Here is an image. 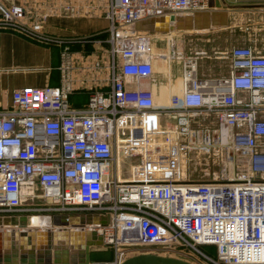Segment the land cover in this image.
<instances>
[{
	"label": "built area",
	"instance_id": "1",
	"mask_svg": "<svg viewBox=\"0 0 264 264\" xmlns=\"http://www.w3.org/2000/svg\"><path fill=\"white\" fill-rule=\"evenodd\" d=\"M88 1L59 5L87 12ZM95 3L108 20V37L96 40L108 43L110 88L93 90L78 108L70 105L65 87L26 85L12 91L11 106L0 110V216L109 215L107 225L97 219L87 228L113 249L110 264L125 259L127 248L144 245L191 251L206 263L264 264V53L234 46L227 74L199 76L196 55L178 56L171 41L181 93L171 95V107L157 108L152 90L126 87L128 78L151 76L158 55L152 33L132 24L202 9L207 0ZM25 16L23 3L0 0V28L58 40ZM196 114L213 124L194 126ZM163 116L174 123H161ZM220 144L227 151L218 179L185 177L188 152H209ZM36 199L44 203L23 207ZM200 245L214 246L216 258Z\"/></svg>",
	"mask_w": 264,
	"mask_h": 264
},
{
	"label": "crops",
	"instance_id": "2",
	"mask_svg": "<svg viewBox=\"0 0 264 264\" xmlns=\"http://www.w3.org/2000/svg\"><path fill=\"white\" fill-rule=\"evenodd\" d=\"M86 1V0H84ZM84 5L83 0H79ZM89 2V1H88ZM87 2V3H88ZM89 2L87 12H67L59 3L43 22V30L55 36H81L107 29L108 20L103 7ZM221 9L227 10V24L213 25L205 29H183L152 33L154 72L151 76L134 80L128 78L129 89H150L154 93L155 106L166 109L172 94L180 95V64L169 47L172 41L178 56L196 55L199 76L227 74L230 50L234 46L250 45L256 52L264 53V0H225ZM81 5V6H82ZM47 20V21H46ZM239 29L246 33L243 41L228 47V69L218 73L214 67V31L221 28ZM177 32V37L172 34ZM177 40V41H176ZM99 59L100 64L96 65ZM106 44L91 42L45 44L21 32L0 28V110L9 108L12 91L21 86H60L68 90L72 107L84 106L93 90L107 91L110 88V68L107 65ZM238 95H246L238 90ZM193 112V111H192ZM194 113V112H193ZM71 227H68V229ZM86 228V227H85ZM89 264H110L113 256L106 246H91Z\"/></svg>",
	"mask_w": 264,
	"mask_h": 264
},
{
	"label": "water",
	"instance_id": "3",
	"mask_svg": "<svg viewBox=\"0 0 264 264\" xmlns=\"http://www.w3.org/2000/svg\"><path fill=\"white\" fill-rule=\"evenodd\" d=\"M222 4H226L225 0H207L205 8L145 17L135 20L132 27L155 33L225 25L227 10L220 8ZM48 218V227L36 229L29 227L26 214L0 216V264H89V248L104 245L102 237L87 226L97 219L101 225H107L109 215L64 213ZM118 264L193 263L154 253H139Z\"/></svg>",
	"mask_w": 264,
	"mask_h": 264
},
{
	"label": "rangeland",
	"instance_id": "4",
	"mask_svg": "<svg viewBox=\"0 0 264 264\" xmlns=\"http://www.w3.org/2000/svg\"><path fill=\"white\" fill-rule=\"evenodd\" d=\"M23 3L26 7V16L24 17L25 22L31 23L33 21H40L43 25L45 18H48L51 11L56 7L55 4L63 2V0H17ZM47 21V20H46ZM43 28V27H42ZM11 30V29H9ZM14 30V29H12ZM16 31V30H15ZM19 32V31H18ZM177 32L174 31L172 34L174 37H177ZM215 33V39L213 40V44L215 45V53L217 57H214L213 63L214 67L217 72L225 73L228 69L229 58L226 57L228 52V47L233 44H237L243 41L244 37H246V33L244 31H240L239 29H226L221 28ZM107 31H100L97 33L81 35V36H58V40L56 41H41L45 44H60V43H81L87 44L91 42H98L96 39H106ZM177 41V40H176ZM108 46V43L103 42ZM100 42V44H103ZM108 52V51H107ZM162 121L168 122V125H172L174 120L169 116L161 117ZM209 118L205 117L201 114H196L193 116V125L198 126L199 124L208 123ZM211 123V122H210ZM164 124V123H163ZM213 124V123H211ZM227 151L226 145H215L213 146L209 152H204L200 149H192L190 152L187 153L186 157L183 161V172L186 178L192 180H200V181H207L218 179L220 177V173L223 171V167L225 164V154ZM227 165V164H226ZM39 192V191H38ZM44 203L43 200L36 199L34 201L28 200L23 203V207L27 208L29 206H36L39 204ZM38 211H30L29 214L37 215ZM199 248L205 252L207 255L211 257L216 256V248L210 245H200ZM110 249L111 256H113V249ZM139 253H154L163 256H170L179 259L186 260L193 264H213V263H206L199 254L191 252V251H170L163 249L157 245H144L138 246L133 248H127L125 251L126 257L136 255ZM216 258V257H215Z\"/></svg>",
	"mask_w": 264,
	"mask_h": 264
},
{
	"label": "bare ground",
	"instance_id": "5",
	"mask_svg": "<svg viewBox=\"0 0 264 264\" xmlns=\"http://www.w3.org/2000/svg\"><path fill=\"white\" fill-rule=\"evenodd\" d=\"M28 223L30 228L43 229L49 226V218L41 214H32L28 217Z\"/></svg>",
	"mask_w": 264,
	"mask_h": 264
},
{
	"label": "trees",
	"instance_id": "6",
	"mask_svg": "<svg viewBox=\"0 0 264 264\" xmlns=\"http://www.w3.org/2000/svg\"><path fill=\"white\" fill-rule=\"evenodd\" d=\"M210 246H212V245H210Z\"/></svg>",
	"mask_w": 264,
	"mask_h": 264
}]
</instances>
